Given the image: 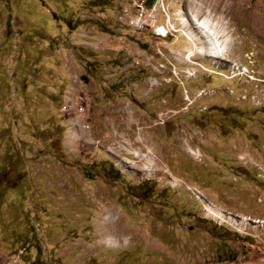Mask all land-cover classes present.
<instances>
[{"label":"rangeland","instance_id":"rangeland-1","mask_svg":"<svg viewBox=\"0 0 264 264\" xmlns=\"http://www.w3.org/2000/svg\"><path fill=\"white\" fill-rule=\"evenodd\" d=\"M128 4L0 0V264H264V0Z\"/></svg>","mask_w":264,"mask_h":264},{"label":"built area","instance_id":"built-area-1","mask_svg":"<svg viewBox=\"0 0 264 264\" xmlns=\"http://www.w3.org/2000/svg\"><path fill=\"white\" fill-rule=\"evenodd\" d=\"M160 0L148 4L145 0H129L128 8L121 10L120 21L130 32L152 29L157 36L165 37L164 25L157 19ZM83 112V108H80Z\"/></svg>","mask_w":264,"mask_h":264},{"label":"bare ground","instance_id":"bare-ground-1","mask_svg":"<svg viewBox=\"0 0 264 264\" xmlns=\"http://www.w3.org/2000/svg\"><path fill=\"white\" fill-rule=\"evenodd\" d=\"M190 23V22H189ZM187 21V24L190 25ZM187 25V26H188ZM192 26V25H191ZM196 27L199 28L201 30V33L206 35L207 37H209L210 39V44L211 47H208V51H209V56L215 57V58H220L223 59V47H222V43L220 41V37L218 38V32H216L214 29L211 28L210 26V21L209 19H203L201 22L198 21V23L196 24ZM197 36V35H196ZM225 40V39H224ZM227 40V39H226ZM222 55V56H221ZM108 236V235H107ZM111 236L109 235V237H107V241L114 245L117 244L118 242L114 239L110 238Z\"/></svg>","mask_w":264,"mask_h":264}]
</instances>
